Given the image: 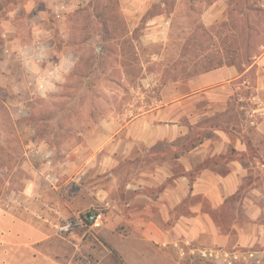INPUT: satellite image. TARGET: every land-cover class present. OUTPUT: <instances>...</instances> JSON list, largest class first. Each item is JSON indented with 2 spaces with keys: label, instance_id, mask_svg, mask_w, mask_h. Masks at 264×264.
<instances>
[{
  "label": "crops",
  "instance_id": "crops-1",
  "mask_svg": "<svg viewBox=\"0 0 264 264\" xmlns=\"http://www.w3.org/2000/svg\"><path fill=\"white\" fill-rule=\"evenodd\" d=\"M49 1L0 0L5 94L33 90L38 73L39 79L58 80L74 65L73 49L64 50L55 40L56 25L45 5L59 20L90 0ZM163 2L118 0V9L132 19ZM227 6L228 0L211 2L204 22L219 20ZM164 18L158 13L147 22L146 32L158 37L152 39H163ZM258 46L262 50L243 68L208 69L190 78L185 92L163 88L174 97L124 122L101 119L93 135L64 151L62 159L51 147L43 150L36 135L16 128L24 146L18 166L32 175L14 197H0V264H68L64 247L80 234L104 241L108 246L99 252L105 255L121 254L120 247L149 254L146 249L181 264L200 247H239L254 253L253 264H264V43ZM251 67V104L239 106L236 95L250 88L245 75ZM89 210L102 211L103 217L66 234L56 230L55 223ZM120 224L126 229L120 231Z\"/></svg>",
  "mask_w": 264,
  "mask_h": 264
},
{
  "label": "rangeland",
  "instance_id": "rangeland-1",
  "mask_svg": "<svg viewBox=\"0 0 264 264\" xmlns=\"http://www.w3.org/2000/svg\"><path fill=\"white\" fill-rule=\"evenodd\" d=\"M213 1L164 0L163 5L156 4L132 19L120 13L118 0H90L59 20L45 5V15L56 25L55 40L64 50L73 49L75 61L62 78L43 77L44 88L38 87L39 73L31 83V92L25 89L5 94L0 88V171L4 172L0 173V197H14L32 175L18 166L24 146L16 137V128L36 135L43 150L51 147L54 157L62 159L68 149L84 144L85 138L93 135L101 119L116 117L124 122L158 100L174 97V92H163V88L187 91L190 78L218 62L234 63L239 68L249 65L262 50L258 43H264V0H228L223 16L207 24L202 15ZM40 4L36 6L39 9ZM158 13L164 14L166 30L163 39H152L158 37L146 32L147 22ZM37 62H42L44 69L46 63ZM245 76L250 88L239 90L236 102L248 107L254 68ZM239 96L244 99L238 101ZM222 116H216L214 122ZM120 227V231L126 229L124 224ZM107 246L99 238L86 240L80 234L77 241L65 245L64 257L68 264H96L99 260L102 264L115 260L119 264H174L170 256L153 250L140 254L120 247L122 255L114 250L108 255L99 252ZM200 248L235 251L246 258L205 257L195 251L186 253L181 264H253L256 260L254 253L244 248ZM250 253L252 257H248Z\"/></svg>",
  "mask_w": 264,
  "mask_h": 264
},
{
  "label": "built area",
  "instance_id": "built-area-1",
  "mask_svg": "<svg viewBox=\"0 0 264 264\" xmlns=\"http://www.w3.org/2000/svg\"><path fill=\"white\" fill-rule=\"evenodd\" d=\"M58 15V14H57ZM51 73V72H50ZM46 86L45 80L41 79L38 81V87L44 88ZM46 207L53 213L59 215V212L57 208H55L53 205L45 204ZM103 217L102 211H95V210H89L82 213L74 214L70 217L64 218L62 221L55 223L56 230L61 234H66L70 232L73 229L78 228H85L90 223L99 220ZM195 251L199 252L202 256L205 257H214L218 258L220 255L226 258L231 259H237L239 257L245 259V254H239L235 251L228 252V251H222L221 249H213V248H197L191 251V253H194ZM253 254L250 253L248 257H252Z\"/></svg>",
  "mask_w": 264,
  "mask_h": 264
},
{
  "label": "trees",
  "instance_id": "trees-1",
  "mask_svg": "<svg viewBox=\"0 0 264 264\" xmlns=\"http://www.w3.org/2000/svg\"><path fill=\"white\" fill-rule=\"evenodd\" d=\"M229 64H234V63H229ZM221 65H223V63L222 62H218V63H216L215 65H213L212 67H210L208 69L215 68V67H218V66H221Z\"/></svg>",
  "mask_w": 264,
  "mask_h": 264
}]
</instances>
